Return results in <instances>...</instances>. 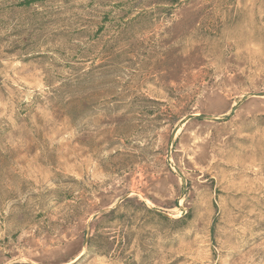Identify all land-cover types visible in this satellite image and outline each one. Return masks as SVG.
Segmentation results:
<instances>
[{
  "label": "rangeland",
  "instance_id": "rangeland-1",
  "mask_svg": "<svg viewBox=\"0 0 264 264\" xmlns=\"http://www.w3.org/2000/svg\"><path fill=\"white\" fill-rule=\"evenodd\" d=\"M0 264H264V0H0Z\"/></svg>",
  "mask_w": 264,
  "mask_h": 264
},
{
  "label": "trees",
  "instance_id": "trees-1",
  "mask_svg": "<svg viewBox=\"0 0 264 264\" xmlns=\"http://www.w3.org/2000/svg\"><path fill=\"white\" fill-rule=\"evenodd\" d=\"M200 118H202V117H200Z\"/></svg>",
  "mask_w": 264,
  "mask_h": 264
}]
</instances>
